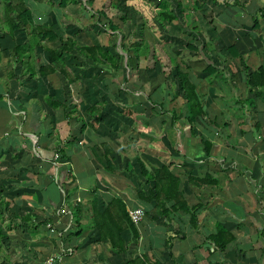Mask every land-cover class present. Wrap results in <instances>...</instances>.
<instances>
[{"label":"crops","instance_id":"0c3cea01","mask_svg":"<svg viewBox=\"0 0 264 264\" xmlns=\"http://www.w3.org/2000/svg\"><path fill=\"white\" fill-rule=\"evenodd\" d=\"M26 1L34 26L122 63L114 72L72 54L63 60L73 78L42 77L38 66L59 41L42 42L21 63L13 49L27 43L24 31L4 36L0 22V197L9 208L0 227L9 264H264V88L246 83L264 70V0H153L147 19L138 0L119 9L105 0ZM164 9L174 23L159 20ZM179 73L202 106L194 120ZM138 160L149 173L168 166L192 213L144 216L131 227L130 211L154 206L138 198L152 189ZM23 214L34 219L14 218ZM75 223L81 235L69 238Z\"/></svg>","mask_w":264,"mask_h":264},{"label":"trees","instance_id":"16d2710c","mask_svg":"<svg viewBox=\"0 0 264 264\" xmlns=\"http://www.w3.org/2000/svg\"><path fill=\"white\" fill-rule=\"evenodd\" d=\"M109 1V5L111 6V8L115 9H119V6L122 2V0ZM67 3V0H60V5H62V7H65ZM0 6V22L4 28L1 32L2 35L12 37L14 32L23 30L27 37V43L25 45L16 46L13 49V56L19 57V61L21 63H23V58H25V60H28L29 56H32L33 51L36 50L35 48L40 46L42 42L47 41L48 43L52 44L55 40L59 41V46L56 49L48 50V64L46 66H38L37 73L40 76L45 77L57 71L63 77L67 78V76H70L73 78L72 71L65 64V60H63L64 58H66L65 56L72 54L76 56H82L83 58L91 61V63L95 66H105L109 71L112 70L114 72H117L119 70V67L122 63L121 55L116 54L115 56H113L109 51L103 50L101 47H79L72 38L66 37L65 39H57L56 35L52 33L49 28L34 26L33 18L31 15V8L29 7L26 0H0ZM131 10L137 12L134 7H131ZM101 16L109 21L106 15L103 16L101 14ZM157 17L163 22L164 20L170 23H174L176 21V18L171 15L170 12L167 11V9L159 11L157 13ZM122 21L124 20L122 19ZM124 42L125 39L121 38L120 47L122 50L127 49ZM126 64L129 70L134 68L133 62L130 58L127 59ZM25 71L32 77L35 75V73L33 72L32 64L27 63ZM179 79L181 94L186 101V106L188 109L187 114L189 115V119L194 120L196 117L203 116L202 106L198 100V97H196L195 95L194 86H192L188 81L186 75L182 73H179ZM246 83L249 88H264V70L258 69L256 72H253L251 74L248 73ZM94 111L99 112L97 103L92 105L90 109L87 110V114L92 116ZM95 122H98L96 118ZM205 147H208V145L205 144ZM56 154L59 156V158L61 157L60 151H56ZM105 162L107 163V167L111 168L109 160L106 159ZM137 164L138 168L140 169L141 176L146 180L147 183H152V189L149 191L148 195H145L143 192L138 193L139 200L145 202L148 205L151 203L154 204L152 209H147L145 211V217L149 218L150 221H155L157 218L162 217L165 219H169V215L175 214L178 211L192 213L185 206L183 196L179 192V180L169 172L168 166L163 165L160 168L156 169L154 173H149L141 161L138 160ZM190 181H194V178H189V182ZM68 200L69 198L66 197L65 201ZM115 203H118V201H115ZM170 203L171 205L167 207V205ZM7 212H9V208L7 205H3L2 198L0 197L1 221L3 220V215ZM14 218L19 219L23 224L28 223L31 219H34V217L29 214H23L20 216L16 215L14 216ZM127 220L132 227L133 225L131 224L129 219ZM48 224V221H44L38 226H42L44 228ZM9 226V228H11V225ZM13 229L17 230V227L14 226ZM80 235L81 227L78 225V223H75V231L69 233L68 237L77 238ZM4 240L9 241L7 234L3 233L2 228L0 227V264H9L7 258H4L2 253L8 252L12 249V247L9 245H5Z\"/></svg>","mask_w":264,"mask_h":264},{"label":"built area","instance_id":"2783aa9c","mask_svg":"<svg viewBox=\"0 0 264 264\" xmlns=\"http://www.w3.org/2000/svg\"><path fill=\"white\" fill-rule=\"evenodd\" d=\"M82 3L84 4V0L82 1ZM53 159H54V161H58V156L55 155L53 157ZM144 216H145V212L142 209H136V210L130 211L128 213V217H129L130 222L135 226H137L141 223ZM50 262H52V261H49L46 264H50Z\"/></svg>","mask_w":264,"mask_h":264},{"label":"rangeland","instance_id":"374dc122","mask_svg":"<svg viewBox=\"0 0 264 264\" xmlns=\"http://www.w3.org/2000/svg\"><path fill=\"white\" fill-rule=\"evenodd\" d=\"M103 2H105L104 3V7H106V9H108V8H110L111 6L109 5V0H105V1H103ZM122 2H124V0H122ZM126 3L128 4H131V3H133V0H126ZM137 3L139 4L137 7H135V8H138V7H141V8H144L141 12H142V14L143 15H145V17H146V19H147V16H148V14H147V12H146V7H148L149 5H147V4H150V6L151 5H153V3H156V2H154L153 0H138L137 1ZM89 4V3H88ZM134 6H136V5H134ZM139 9V8H138ZM140 12V13H141Z\"/></svg>","mask_w":264,"mask_h":264}]
</instances>
